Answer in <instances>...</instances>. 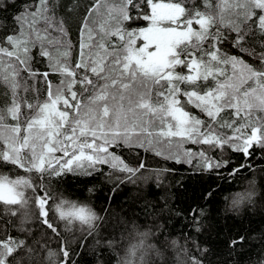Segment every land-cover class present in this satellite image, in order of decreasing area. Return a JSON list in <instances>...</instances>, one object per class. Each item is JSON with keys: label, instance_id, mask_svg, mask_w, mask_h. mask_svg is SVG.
Returning a JSON list of instances; mask_svg holds the SVG:
<instances>
[{"label": "snow or ice", "instance_id": "snow-or-ice-1", "mask_svg": "<svg viewBox=\"0 0 264 264\" xmlns=\"http://www.w3.org/2000/svg\"><path fill=\"white\" fill-rule=\"evenodd\" d=\"M58 6V0H25L11 24L0 18L6 29L0 37V264H77L73 243L89 250L90 240L91 250H108L114 264H204L189 241L201 255L208 249L190 232L157 243L163 232L155 219L142 230L135 219L121 218L105 234V216L88 200L54 192L51 181L99 174L113 181V191L147 182L145 162L133 166L122 156L125 148L176 164L197 160L196 167L209 172L228 166L229 149L245 158L264 152V0H94L75 61ZM5 7H15V0ZM37 56L47 61L46 71L34 68ZM186 144L207 147L194 152ZM215 149L221 159L208 155ZM256 194L249 181L231 194L229 210L254 205ZM145 207L153 217L172 213L166 199L145 197ZM202 215L192 210L186 227L199 233ZM33 222L58 239L60 259L52 261L47 240L34 247L7 231L27 235ZM254 264H264V252Z\"/></svg>", "mask_w": 264, "mask_h": 264}, {"label": "trees", "instance_id": "trees-1", "mask_svg": "<svg viewBox=\"0 0 264 264\" xmlns=\"http://www.w3.org/2000/svg\"><path fill=\"white\" fill-rule=\"evenodd\" d=\"M93 2L94 0H58L57 15L64 18L70 34L73 44V61L79 53L81 24L89 5ZM12 3L13 0H0V18H7L9 24H11V17L24 7L25 0H15V7H5ZM100 12L103 17L104 9L102 8ZM95 20L97 17L94 15L89 20V24ZM4 34L6 29H0V37ZM52 51L55 55L54 48ZM46 64V60L37 56L34 68L43 72L47 70ZM50 78L54 82L59 81L58 76L53 75ZM40 87L43 89L44 85L41 84ZM4 91L0 87V103L3 102ZM28 97L31 100L36 99L35 94L31 92L28 93ZM40 98H44L43 91ZM172 147L175 151L176 146ZM184 147L198 152L207 146L186 144ZM159 150L167 153L168 147L161 145ZM208 155L214 160L221 159L220 149L210 151ZM122 156L133 166L143 160L147 167L144 175L149 176L150 179L147 182L123 184L113 191V181L99 174L90 177L68 175L51 181L53 191L63 192L73 199L88 200L100 215L106 217L108 223L103 227L105 234L113 231L111 225L117 224L121 218L135 219L142 230L154 226L152 221L155 219V226L163 232V235L158 232L154 238L157 243H163L166 237L182 239L184 233L190 232L201 249H208L207 253L201 255L189 241L192 254L200 257L204 264H254L257 255L264 252V152L257 149L252 157L245 158L242 153L232 152L229 149L223 157L229 159L228 166L211 172L196 167L200 161L194 160L192 165L176 164L172 160H165L143 149L125 148L122 150ZM241 164L245 167L235 175H230L233 169ZM165 169L173 170L164 171ZM157 173H161V187L156 186ZM249 181H253L256 188L257 194L254 198L256 203L241 206L237 210H229L231 194L247 186ZM88 189L92 191L89 192ZM145 197L153 202L159 201L161 204L166 199L172 208L170 218L169 213L153 217L152 210L145 207ZM201 209L203 215L200 217V223L203 227L197 233L186 225L191 219L192 210L199 213ZM57 223L60 222L57 221ZM31 228L32 232L27 235H22L11 227L7 231L18 239H25L34 247L38 246L36 241L47 240L48 248L54 253L52 261L60 259L61 256L56 255L60 247L58 239L50 234V230L38 222H33ZM4 230L3 223H0V238H3ZM60 230L62 235L72 239V233L65 231L62 223H60ZM46 231L49 232L48 237L45 236ZM116 231L118 236L119 229ZM75 235L78 239L79 233ZM240 237L244 238L243 241L233 247L232 241L239 240ZM89 244V250H85L73 243L72 259L77 264H101L102 261L114 264L113 254L108 250L94 253L91 250L94 242L90 240ZM77 252L80 255H76Z\"/></svg>", "mask_w": 264, "mask_h": 264}, {"label": "rangeland", "instance_id": "rangeland-1", "mask_svg": "<svg viewBox=\"0 0 264 264\" xmlns=\"http://www.w3.org/2000/svg\"><path fill=\"white\" fill-rule=\"evenodd\" d=\"M86 38V37H85Z\"/></svg>", "mask_w": 264, "mask_h": 264}]
</instances>
